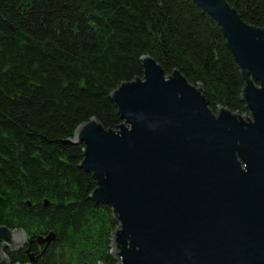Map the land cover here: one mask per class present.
I'll return each instance as SVG.
<instances>
[{"label": "trees", "instance_id": "obj_1", "mask_svg": "<svg viewBox=\"0 0 264 264\" xmlns=\"http://www.w3.org/2000/svg\"><path fill=\"white\" fill-rule=\"evenodd\" d=\"M226 1L264 26V0ZM145 55L201 84L214 112L247 113L220 26L194 0H0V225L55 233L38 264H116L117 222L89 198L95 181L71 140L91 118L117 127L110 94L142 77Z\"/></svg>", "mask_w": 264, "mask_h": 264}, {"label": "water", "instance_id": "obj_2", "mask_svg": "<svg viewBox=\"0 0 264 264\" xmlns=\"http://www.w3.org/2000/svg\"><path fill=\"white\" fill-rule=\"evenodd\" d=\"M194 2L220 26L247 113L214 112L201 84L145 55L142 77L110 94L117 127L91 118L76 128L78 166L95 181L89 198L117 222L116 264H264V26L226 0ZM55 238L35 236L45 247ZM23 240V229L0 225V264H13L4 250Z\"/></svg>", "mask_w": 264, "mask_h": 264}, {"label": "flooded vegetation", "instance_id": "obj_3", "mask_svg": "<svg viewBox=\"0 0 264 264\" xmlns=\"http://www.w3.org/2000/svg\"><path fill=\"white\" fill-rule=\"evenodd\" d=\"M35 236L36 235H32L29 232L24 231V240L21 243V246L18 248V250H16V251H10L9 250L13 256H17L18 254L20 255L21 253H22V255H27V256H28V254H32L34 261H32V262L29 261V263L28 262L22 263V262H20V257H17V258H19L18 259L19 261H15L13 264H38L39 256L41 255V253H43V251L45 250L46 247H45L44 243L38 244L36 242ZM26 249H29L28 253L25 252ZM111 250H112V246L110 249V254L112 255ZM112 257L115 260L113 255H112ZM9 260L11 261L10 258H9ZM115 262H116V260H115ZM11 263H12V261H11ZM101 263L107 264V263H105L103 261H99V260H97V262L95 264H101ZM86 264H92V263L88 262Z\"/></svg>", "mask_w": 264, "mask_h": 264}]
</instances>
